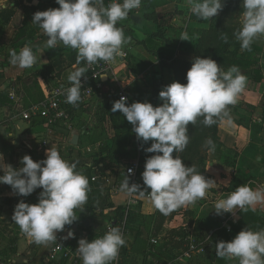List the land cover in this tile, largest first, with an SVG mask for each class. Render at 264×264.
I'll return each instance as SVG.
<instances>
[{
	"label": "crops",
	"instance_id": "crops-1",
	"mask_svg": "<svg viewBox=\"0 0 264 264\" xmlns=\"http://www.w3.org/2000/svg\"><path fill=\"white\" fill-rule=\"evenodd\" d=\"M59 7L56 0H0V95L6 97L0 103V153L4 156V162L15 168L22 166L20 161L25 155L36 162L47 158L38 150L45 138L43 128L23 121L21 113L43 98L44 87L53 86L56 80L69 84L68 75L82 67L69 65L62 44L54 49L48 48L47 35L38 25L32 24L36 12ZM189 8L187 0H142L140 9L133 10L127 19L118 22V25L132 31V39L123 47L129 58L120 73L128 89L136 92L137 102L149 101L156 78L162 81V89L175 82L173 71L161 65L162 61L153 53L174 59H192V52H184L183 49L186 45H192L197 39V31L206 29L208 24L193 20ZM152 11L164 17L158 21L167 29V42L151 37L157 32L156 24L145 15ZM185 31L190 41L179 39ZM254 43L262 48L259 77L255 78L254 72H241L247 77V84L237 103L231 106L233 122L231 125L220 123L219 144L215 151L207 152L204 162V176L214 181L212 187L205 198L177 209L179 213L173 216V212L167 215L159 234H153V223L162 214L149 199H142L141 206L134 208L142 216L140 225H134L139 232L130 231L131 224L129 226L126 217L121 221V231L127 244L124 251L122 248L120 250L119 264H149L153 258L151 237L165 236L170 230H179L183 226H188L200 238L210 237V233L223 228L229 231L231 224L240 219V211L237 210L235 216L230 213L220 216L214 211V203L227 198L241 185H249L253 189L264 186V37L256 39ZM25 45L32 47L37 63L31 68L20 69L9 63L10 51L19 53ZM117 64V60L114 61V65ZM99 100L87 101L77 112L73 121V130L81 133L77 147L69 144L70 133L64 134V138L58 135L64 141L56 143L51 140L49 144V149L56 147L66 161L76 163L79 166L77 171L83 175L84 168H90L91 171L85 173L92 174L97 167L102 171L105 169L102 163L93 167V156L104 148L108 139L115 136L108 123H101L95 115ZM162 103L159 98L158 106ZM87 104L94 108L87 111ZM3 174L0 171V175ZM106 174L109 189L110 185L122 179V175L112 174L109 169ZM89 186L91 191L87 203L83 210L76 211L77 221L57 233V238H63L70 253L63 257L53 252L57 241L47 247L38 246L12 220L15 206L21 200L37 204L42 189L22 197L13 193L11 186L0 184V264H83L82 257L77 253L78 241L87 239L91 242L107 232L110 223L114 225L111 219L113 213L118 207H125L127 201V196L122 193L112 196L106 190L94 187L90 181ZM255 211L262 221L257 230H264V204L256 205ZM69 231L74 233V237L65 239ZM209 251L213 253L210 254L212 264H238L236 259L218 258L216 246L209 247Z\"/></svg>",
	"mask_w": 264,
	"mask_h": 264
},
{
	"label": "clouds",
	"instance_id": "clouds-1",
	"mask_svg": "<svg viewBox=\"0 0 264 264\" xmlns=\"http://www.w3.org/2000/svg\"><path fill=\"white\" fill-rule=\"evenodd\" d=\"M56 9L38 11L32 24L44 31L48 39L46 46L54 49L58 44L77 51L76 63L93 65L100 61L112 62L125 55L124 45L130 37L125 36L118 22L125 20L133 10L140 9L142 0H56ZM189 11L202 21L212 20L224 8V0H187ZM241 28L235 33L241 51H251V45L264 37V0H242ZM228 43L227 35L221 37ZM179 39L190 41L187 31ZM9 63L20 69L31 68L37 63L32 47L25 45L19 53L10 51ZM86 67H78L68 75L70 87L66 90V103L78 106L81 102V78ZM102 78V77H101ZM187 84L173 82L159 93L163 102L153 106L149 102H134L128 105L127 97L121 96L113 102L111 111L121 112L133 125L138 141L151 146L143 149L154 153L146 159L142 173L145 188L131 184L124 175L119 191L133 202L135 197L147 195L151 204L167 216L173 211L187 207L205 198L214 181L200 174L195 165L186 166L178 153L183 152L190 142L188 126L198 119L205 127L220 123L232 124L230 106L237 103L244 91L247 77L238 66L227 71L212 58L196 57L186 74ZM209 151H215L211 138L205 141ZM175 153V156H174ZM46 159L36 162L31 156L22 157L19 168L4 162L0 153V184L11 186L13 193L28 197L42 189L37 204L21 200L14 209L12 220L21 232L36 245L47 247L57 241V233L77 221L76 211L83 210L91 191L89 179L77 171L76 163L62 158L56 147L46 151ZM132 174L133 169H128ZM150 189V192L148 191ZM264 204V186L253 189L241 185L227 198L214 203L217 215L237 210L255 211L256 205ZM74 237L72 231L67 238ZM77 253L83 264H118L119 254L126 240L121 229L110 227L102 236L89 242L78 241ZM216 256L238 264H264V230L245 228L231 242L220 241L216 245Z\"/></svg>",
	"mask_w": 264,
	"mask_h": 264
},
{
	"label": "trees",
	"instance_id": "trees-1",
	"mask_svg": "<svg viewBox=\"0 0 264 264\" xmlns=\"http://www.w3.org/2000/svg\"><path fill=\"white\" fill-rule=\"evenodd\" d=\"M110 0H105V6ZM109 4V3H108ZM224 8L223 10L214 17L212 20L202 21L193 15V20L197 22H201L204 24H208V27L203 30L197 31V39L192 45H186L183 49L184 52H192L193 57L191 60H187L181 57L176 59L172 57H165L159 53H153L154 57H157L162 61L164 67L171 69L174 73L175 82H179L181 84H187L186 74L190 70L192 63L196 57L200 58H212L215 60L218 65L223 67L225 71H227L231 66H238L241 72H254V77H259V56L261 55L262 48L259 44L253 43L251 45V51H241L240 43L235 39L234 33L241 28L240 14L243 11L242 8V0H224ZM146 18L153 21L156 24L157 32L151 35V37L158 41H165L167 29L164 25L159 24V19L164 17H159L152 11L151 13H147ZM123 29L125 36L130 37L132 39V31L122 25H118ZM227 35L228 43H225L222 36ZM67 52V60L70 66L76 65L77 51L71 48L63 47ZM129 58V57H128ZM84 62H81V66H83ZM162 90V81L159 78H156L153 87L152 93L149 99V103H152L153 106H158L159 102V93ZM128 94L131 103L137 102L139 100L136 97V92L132 89H128ZM4 95H0V103H3L5 100ZM118 101V99L110 94H104L103 98L100 99L96 105L95 115L98 117L101 123L111 122L107 118L109 117V113L113 107V102ZM230 114H231V106H230ZM121 122H125V128L122 127V135H119L118 128H114L112 124L110 128L115 133V136L108 139L105 142L104 148L95 156H93V167L98 166L99 164H103L105 169L100 172H96L93 170L92 173H85V171H91L90 168H84V175L89 179L90 182L94 184V187L101 190H106L109 193V188L107 187V177L106 170H110L112 174H120L122 175L121 182L124 178V173L121 171V164H131L134 160H138V169L136 172V184L141 186V190L145 188L142 179V173L145 170L146 159L154 153H146L143 149L151 146V142L147 144H143L142 141L134 142V137L136 134L133 131V125L129 124L125 117L118 119ZM202 118L198 119L195 125L188 126V134L190 136V142L186 149L183 152L178 153L180 158L184 161L186 166L195 165L198 172L204 175L203 166L204 162L207 158L208 148L205 147V141L209 138L215 143V146L219 144L218 138V127L220 124L213 125L211 127H205L202 122ZM118 126V125H116ZM175 156V153H174ZM125 162V163H123ZM79 168V166H77ZM96 177V180L93 182L92 179ZM232 189V188H231ZM150 192V189H148ZM138 196V195H137ZM139 197L138 206L140 207L142 204V199L147 198V195ZM179 213V211H173V215ZM240 219L236 223L231 224V229L228 231L223 228L217 231L210 233V237H208L207 246L205 247L206 252L204 255L198 256L194 261L195 264L197 261L199 264H212L210 257L211 251H209V247L216 246L218 242H231L235 236L245 228H249L253 231H258V227L261 224V219L256 211H247L239 213ZM1 210H0V228H1ZM126 217L127 222L130 226V231L139 232L134 225L139 224L142 219V216L138 214V211L134 209H127V207H118L116 211L113 213L114 220L113 227L117 226L122 230L121 221ZM165 215H161V217L153 223V234H159L162 230L165 222ZM191 225L189 224V227ZM187 228H181L179 230H170L168 232V242L163 245L153 247V258L149 264H154V260H171L175 258L174 251L179 250L183 246V241H176L178 238L184 239L187 236ZM1 231V229H0ZM137 235V234H136ZM156 236V235H155ZM126 240V238H125ZM127 244V241H126ZM122 247L123 251L125 250Z\"/></svg>",
	"mask_w": 264,
	"mask_h": 264
},
{
	"label": "built area",
	"instance_id": "built-area-1",
	"mask_svg": "<svg viewBox=\"0 0 264 264\" xmlns=\"http://www.w3.org/2000/svg\"><path fill=\"white\" fill-rule=\"evenodd\" d=\"M125 55L122 57H116L112 62L105 63L100 61L93 65H87L84 62L82 67H86L87 71L85 77L81 78L83 87L81 88L82 100L78 106H73L66 103V90L71 85L70 83H64L60 80H56L51 87H44L43 98L30 105L21 113V119L33 126L41 127L44 130L45 138L39 146L38 150L46 155V151L49 149L50 141L56 143L62 142L63 135L71 133L73 131V121L77 115V112L81 110L87 101L91 99H102L104 94H110L115 96L118 100L121 96L127 97L128 105L132 103L128 94V87L124 83L121 77V69L125 66L128 59L127 51H124ZM118 62L115 66L114 61ZM102 77V78H101ZM103 78H106L103 80ZM13 98V96L11 95ZM62 137H60V136ZM128 169H133V173L129 174ZM138 169V160H134L131 164H121V171L124 175L129 176L130 185L136 184V172ZM96 172H100V168H96ZM96 177L92 179L94 182ZM108 184V179H107ZM121 181L118 180L114 184L110 185L109 194L117 195L121 193L119 191ZM144 199H148L144 198ZM130 198L127 197L125 206L127 209H134L138 206L139 197L136 196L133 202H129ZM110 223L108 229L112 227ZM181 228H187L183 226ZM187 236L182 239L178 238L176 241H183V250L175 253V258L171 260H154V264H189L193 262L198 256L206 253L205 247L207 246L208 237H198L194 231L188 229ZM168 235L151 237L150 244L152 247L160 246L168 242ZM53 252L67 257L70 253L65 247V241L61 236L57 238V244L53 248ZM154 253V252H153ZM118 259V264H119Z\"/></svg>",
	"mask_w": 264,
	"mask_h": 264
},
{
	"label": "rangeland",
	"instance_id": "rangeland-1",
	"mask_svg": "<svg viewBox=\"0 0 264 264\" xmlns=\"http://www.w3.org/2000/svg\"><path fill=\"white\" fill-rule=\"evenodd\" d=\"M88 108H87V111L88 110H91V109H93L94 108V106L93 105H90V104H87L86 105ZM89 112H91V111H89ZM122 117H124V115L121 113V112H119V111H117V112H115V113H113L112 111L109 113V117L107 118L108 120H110L111 122V124H112V126H114V128L116 127V128H118V131H119V135L121 136L122 135V127L123 128H125V126H126V123L125 122H121V121H119L118 119H121ZM105 122H107V121H105ZM108 123V125L110 124L109 122H107ZM110 124V125H111ZM129 124H131L130 122H128V125ZM116 125H118V126H116ZM109 127H111V126H109ZM111 129V128H110ZM112 130V129H111ZM134 142L135 143H137V138H136V136L134 137ZM67 149V148H66ZM65 149V150H66ZM66 154V153H65ZM190 220V219H189ZM181 250H183V246L179 249V250H175L174 251V254L175 253H178L179 251H181ZM189 264H195V261H193V262H191V263H189ZM196 264H199V262L197 261V263ZM201 264V263H200Z\"/></svg>",
	"mask_w": 264,
	"mask_h": 264
},
{
	"label": "water",
	"instance_id": "water-1",
	"mask_svg": "<svg viewBox=\"0 0 264 264\" xmlns=\"http://www.w3.org/2000/svg\"><path fill=\"white\" fill-rule=\"evenodd\" d=\"M105 79L106 78H103V80ZM80 136H81V133L78 130H73L70 133L69 144L73 147H77L79 145Z\"/></svg>",
	"mask_w": 264,
	"mask_h": 264
}]
</instances>
